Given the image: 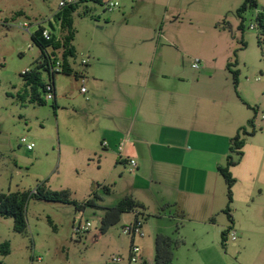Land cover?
<instances>
[{
	"label": "rangeland",
	"instance_id": "rangeland-1",
	"mask_svg": "<svg viewBox=\"0 0 264 264\" xmlns=\"http://www.w3.org/2000/svg\"><path fill=\"white\" fill-rule=\"evenodd\" d=\"M60 1L0 0V193L41 187L51 192H67L77 202H84L95 193L106 201L100 202L106 206L125 198V190L134 180L131 172L117 165L110 154L105 157L103 150L97 155L93 152L100 146L98 125L93 118L76 114L72 109L82 82L62 74L56 76L57 113L53 100L46 95L43 97L47 104L42 106L22 99L25 86L21 73L35 65L41 54L32 44L31 33L38 29L39 23L49 28V20L58 30L53 15ZM110 1L119 3L112 11L106 6ZM244 1L85 3L74 15L77 30L74 44L79 57L91 56L87 69L97 76L112 69L122 70L130 62H142L146 68H154L157 76L165 77L160 78L161 83H234L227 67L237 62L233 70L240 71L238 92L245 102L250 101L248 104L257 108L255 112L239 98L250 114V121L255 123L247 125L249 132L256 130V133L247 137L245 161L255 159L252 152L258 145L255 206L252 203L247 206L255 207L258 227L251 236L253 242H260L264 240V44H258L257 27L251 28L256 26V10L245 14L243 34L238 29L241 20L236 12ZM87 9L90 12L85 16ZM20 11L24 15H17ZM196 59L201 61V69L192 67ZM209 62L215 70L206 73L203 67ZM43 79H48L46 73ZM233 88L235 93L234 84ZM23 137L35 143L33 151L22 145ZM105 187L110 188V193ZM103 215L101 209L87 207L77 212L73 204L31 199L27 204V235L15 232L12 218L0 217V246L10 243L9 255L2 256L0 250V264H106L115 263L116 258H121L120 264H131L133 238L123 229L135 221V213L123 214L121 221L106 233L101 231ZM146 217L144 241L153 235L156 241L160 231H155L153 216ZM80 218L92 226L89 232L77 236L74 226ZM142 239L138 236L135 244L140 245ZM149 260L154 264L150 255Z\"/></svg>",
	"mask_w": 264,
	"mask_h": 264
},
{
	"label": "crops",
	"instance_id": "crops-1",
	"mask_svg": "<svg viewBox=\"0 0 264 264\" xmlns=\"http://www.w3.org/2000/svg\"><path fill=\"white\" fill-rule=\"evenodd\" d=\"M82 58L89 59L87 67L81 65ZM91 62V56L78 54L72 63L85 78L72 109L97 123L101 147L93 150L96 155L103 150L105 157L110 154L126 171H130L131 159L137 161L136 171H130L134 181L125 195L144 206L145 217L153 216L156 232L184 241L175 252L174 264H264V240L253 242L251 236L258 227L257 213L255 207L247 206H255L258 145L252 152L255 159L246 163L247 142L240 162L231 169L237 179L233 224L224 212L227 188L218 168L227 161L232 139L250 121L233 83H161L165 77L142 62L97 76L88 72ZM212 68L209 62L203 70L207 73ZM83 85L87 93L81 92ZM55 91L57 104L56 83ZM118 201L105 205L111 207ZM230 227L237 239L232 240L229 233L224 248L222 232ZM144 237L139 245L140 263L151 264L149 255L154 262L156 241L154 235L146 241Z\"/></svg>",
	"mask_w": 264,
	"mask_h": 264
},
{
	"label": "trees",
	"instance_id": "trees-1",
	"mask_svg": "<svg viewBox=\"0 0 264 264\" xmlns=\"http://www.w3.org/2000/svg\"><path fill=\"white\" fill-rule=\"evenodd\" d=\"M94 2L103 5L104 0H78L76 3H69L59 9L54 14V20L59 24V29L51 24L49 28H45L39 24L38 29L31 33L32 44L37 46L41 52L40 57L36 60L35 65L21 73L24 81L25 90L22 92V99L31 104L46 105L47 101L43 95H47L46 87L50 82L54 88L55 97L53 99L54 111L58 109L56 104V91L55 83L56 76L59 74L66 76H73L75 79H80L82 76L78 71L73 68V61L77 58L78 52L74 44L76 39L77 30L75 28L74 15L79 10L80 6L85 3ZM261 5V10L259 7ZM249 10H256L255 23L258 30V44H264V3L261 4L259 0H245L244 3L237 9V16L240 18L239 31L243 34L246 29L245 14ZM89 10L84 11V15L89 14ZM17 15H24L20 11ZM94 18V17H92ZM256 29V28H255ZM45 30L49 31L50 38H46L43 33ZM244 47L245 43L242 41ZM236 53V52H235ZM60 64V67L58 66ZM236 63H229L228 70L232 73L234 79V87L238 97L245 105L252 108L257 112V108L252 107L245 102L238 92L239 88V70H233ZM86 66V65H85ZM88 66V65H87ZM86 66V67H87ZM43 73L48 76L47 80L43 79ZM24 93V94H23ZM20 94V93H19ZM249 126H255L254 121L248 123ZM256 130L249 132L247 127H242L238 134L232 139L230 153L224 166L218 168L219 173L223 177L227 188L228 204L224 212L227 214L231 223H234L233 217V203H234V186L237 179L234 177L231 169L236 166L242 156L244 155V147L247 142V137L255 135ZM106 192L110 193V188L105 187ZM93 197L85 200L84 202H77L71 200L67 192H51L43 190L38 187L36 190H24L17 192L0 193V217L12 218L14 221L15 232L27 235L28 221H27V204L31 199L45 200L50 202H57L63 204H73L76 206L77 212H83L87 207L101 209L104 215L101 219L102 233H106L111 227L117 225L125 213L133 212L136 215V221L140 216L147 219L141 210L144 206L134 199L132 196H127L120 200L116 205L111 207L103 206L100 202L103 200L98 194H92ZM181 225L178 226V231ZM232 227L222 232V245L227 247V237ZM177 231V233H178ZM184 243L181 238H173L171 236L159 233L156 237V254L154 264H174L175 252L180 244ZM1 255L7 256L10 254V243L5 242L0 246ZM106 264H120V263H106Z\"/></svg>",
	"mask_w": 264,
	"mask_h": 264
},
{
	"label": "built area",
	"instance_id": "built-area-1",
	"mask_svg": "<svg viewBox=\"0 0 264 264\" xmlns=\"http://www.w3.org/2000/svg\"><path fill=\"white\" fill-rule=\"evenodd\" d=\"M78 0H61L60 3H59V6L60 7H63L65 6L66 4H69V3H76ZM107 5V10H110L112 11L114 8H116L119 3L118 2H114V1H110V2H107L106 3ZM252 29L256 28V26H251ZM43 35L46 37V38H50V34H49V31L48 30H45ZM89 62V59L88 58H82L81 60V65L82 66H85L87 65ZM58 66L60 67V64L58 63ZM192 67L194 69H201V61L196 59L192 65ZM28 71V69L26 70ZM80 81L82 83H85V78L82 76L80 78ZM46 91H47V99L48 100H53L54 97H55V93H54V88L53 86L51 85L50 82L47 83V87H46ZM81 92L82 93H87V88L85 87V85L81 86ZM21 143L22 145H24L26 147V149L28 151H32L34 150L35 148V143L34 142H31L28 140L27 137H23L21 138ZM103 145L106 146L107 145V142H103ZM129 164H130V171L131 172H135L136 169H137V161L134 160V159H131L129 161ZM92 224L91 222H86L84 223L82 221V218H80L77 222V224L74 226V234L77 235V236H82L84 234H86L87 232H89L90 228H91ZM123 232L127 235H131V237L133 238V243L131 245V249H130V259H129V262L131 264H135V263H138V262H141L142 261V249L139 245L135 244L134 242V238L136 237H143L145 235L144 231H143V219L142 218H139L138 221H136V223H132L130 225H126L123 229ZM230 238L232 240H236L237 239V235H236V232L235 231H231L230 232ZM114 262L115 263H119L121 262V258H116L114 259Z\"/></svg>",
	"mask_w": 264,
	"mask_h": 264
}]
</instances>
